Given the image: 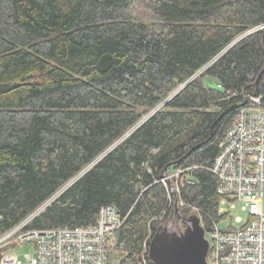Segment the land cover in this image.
I'll return each instance as SVG.
<instances>
[{"label":"trees","instance_id":"16d2710c","mask_svg":"<svg viewBox=\"0 0 264 264\" xmlns=\"http://www.w3.org/2000/svg\"><path fill=\"white\" fill-rule=\"evenodd\" d=\"M263 24L264 0H0V235L93 227L113 207L110 253L144 264L159 227L182 222L167 167L192 168L182 216L226 219L211 168L232 107L264 97V30L230 45Z\"/></svg>","mask_w":264,"mask_h":264},{"label":"built area","instance_id":"2783aa9c","mask_svg":"<svg viewBox=\"0 0 264 264\" xmlns=\"http://www.w3.org/2000/svg\"><path fill=\"white\" fill-rule=\"evenodd\" d=\"M263 102V96L244 95L238 105H245L235 109L237 119L223 134L211 168L223 197L220 214L227 217L214 223L206 234L211 244L209 264H264ZM191 169L166 173L161 179L174 206L176 196L179 207L185 206L180 193L184 180L192 183L183 179ZM237 207L245 216H237L239 226L234 227L232 211ZM193 211L201 218L198 208L193 207ZM30 220L0 235V264H110L109 247L125 222L113 207L102 208L97 224L88 228L28 231ZM201 223L208 228L202 218ZM31 244L35 255L21 261L16 249ZM144 264H152L148 250Z\"/></svg>","mask_w":264,"mask_h":264},{"label":"water","instance_id":"95a60500","mask_svg":"<svg viewBox=\"0 0 264 264\" xmlns=\"http://www.w3.org/2000/svg\"><path fill=\"white\" fill-rule=\"evenodd\" d=\"M257 30H264V24L239 37L230 45V47ZM112 64V56L105 55L99 61L98 69L103 73L107 72L111 68ZM189 83L190 82H187L180 86L175 92L172 93L171 97L173 98L179 94ZM164 105L165 103L159 105L154 111L144 117L137 126H141L143 123H145L157 111L163 108ZM244 105L245 104L235 105L232 107V110L243 107ZM222 117L223 115L220 117V119ZM213 128L214 126L212 127V130ZM94 164L95 163H93V165ZM93 165L88 167L83 173L80 174V176L86 173ZM167 169L168 167L163 172L162 178H164L165 174L167 173ZM50 202L43 205V207L40 208L37 213L42 212ZM175 210L182 217L183 222L181 223L179 229H173L171 227V221L159 227L149 244L148 258L150 262L152 264H209L211 244L206 238V234L211 232L212 229L205 228L202 225L201 218L196 212H193L188 218L182 216V208L178 205L177 196Z\"/></svg>","mask_w":264,"mask_h":264},{"label":"rangeland","instance_id":"374dc122","mask_svg":"<svg viewBox=\"0 0 264 264\" xmlns=\"http://www.w3.org/2000/svg\"><path fill=\"white\" fill-rule=\"evenodd\" d=\"M232 214H233L232 215L233 216L232 225L234 227H238L239 224L236 222V217L237 216H245V215L240 210V207H237L236 209H234L232 211ZM226 224H228V223H226ZM180 226H181V223H175V222L171 221V227L173 229H179ZM116 238H117V235L113 236V241L111 242V247L114 246V244L116 242ZM16 254L18 255V257L20 258L21 261L25 262L27 255H31V256L35 255L34 246L31 244L29 246L17 248ZM119 262H120V259L118 258V256L114 253H110V264H119Z\"/></svg>","mask_w":264,"mask_h":264}]
</instances>
